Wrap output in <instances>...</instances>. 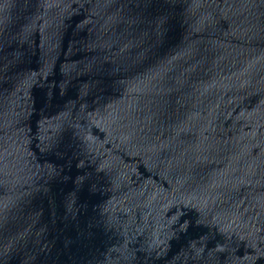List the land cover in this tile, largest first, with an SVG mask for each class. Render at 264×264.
<instances>
[{
	"label": "water",
	"instance_id": "water-1",
	"mask_svg": "<svg viewBox=\"0 0 264 264\" xmlns=\"http://www.w3.org/2000/svg\"><path fill=\"white\" fill-rule=\"evenodd\" d=\"M0 264H264V0H0Z\"/></svg>",
	"mask_w": 264,
	"mask_h": 264
}]
</instances>
